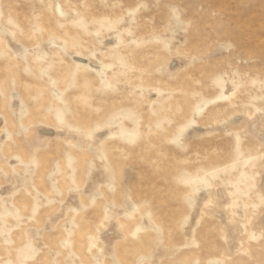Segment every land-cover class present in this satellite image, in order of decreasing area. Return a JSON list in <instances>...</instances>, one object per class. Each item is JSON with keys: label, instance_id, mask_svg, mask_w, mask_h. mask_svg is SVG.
Listing matches in <instances>:
<instances>
[{"label": "rangeland", "instance_id": "1", "mask_svg": "<svg viewBox=\"0 0 264 264\" xmlns=\"http://www.w3.org/2000/svg\"><path fill=\"white\" fill-rule=\"evenodd\" d=\"M0 264H264V0H0Z\"/></svg>", "mask_w": 264, "mask_h": 264}]
</instances>
